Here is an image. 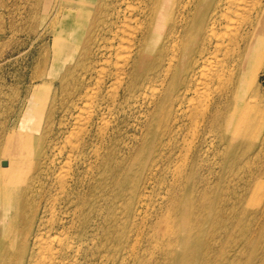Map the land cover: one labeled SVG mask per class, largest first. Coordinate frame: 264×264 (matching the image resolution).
<instances>
[{"label": "bare ground", "instance_id": "1", "mask_svg": "<svg viewBox=\"0 0 264 264\" xmlns=\"http://www.w3.org/2000/svg\"><path fill=\"white\" fill-rule=\"evenodd\" d=\"M106 3L52 0L83 46L0 135V264H264V0Z\"/></svg>", "mask_w": 264, "mask_h": 264}, {"label": "rangeland", "instance_id": "2", "mask_svg": "<svg viewBox=\"0 0 264 264\" xmlns=\"http://www.w3.org/2000/svg\"><path fill=\"white\" fill-rule=\"evenodd\" d=\"M105 1L107 6L110 0ZM51 3L52 0H0V135L15 124L41 134L59 116L56 108L61 88L70 81L62 74L73 59L74 49L83 46L84 36L72 42L63 39L60 47H55L56 28L49 24L56 8H51ZM259 62L258 129L256 135H243L247 143L264 136V51ZM44 86L48 88L44 90ZM50 89L55 92L53 96L51 91L46 94ZM262 154L263 162L264 149ZM245 263L246 258L242 261Z\"/></svg>", "mask_w": 264, "mask_h": 264}]
</instances>
